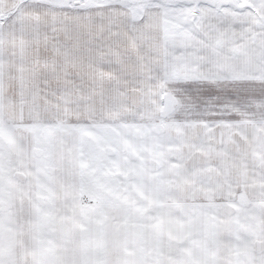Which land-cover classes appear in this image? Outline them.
<instances>
[{"label": "snow or ice", "instance_id": "1", "mask_svg": "<svg viewBox=\"0 0 264 264\" xmlns=\"http://www.w3.org/2000/svg\"><path fill=\"white\" fill-rule=\"evenodd\" d=\"M0 264H264V0H0Z\"/></svg>", "mask_w": 264, "mask_h": 264}]
</instances>
